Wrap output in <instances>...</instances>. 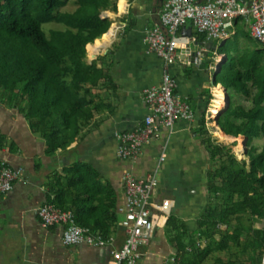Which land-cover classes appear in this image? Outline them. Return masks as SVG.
<instances>
[{"label":"trees","instance_id":"obj_1","mask_svg":"<svg viewBox=\"0 0 264 264\" xmlns=\"http://www.w3.org/2000/svg\"><path fill=\"white\" fill-rule=\"evenodd\" d=\"M118 1L0 0V101L26 116L32 130L45 137L48 154L67 148L77 135L100 125L105 120L101 112L116 111L117 104L107 96L118 89L112 75L114 53L108 51L90 61L86 46L111 26L112 18L105 11H117ZM70 2L75 9L65 10ZM53 21L65 26L47 32L45 24ZM244 24L233 42L223 45L231 66L218 73L216 82H222L228 92L235 87L251 95L254 103L248 108L232 104L218 122L226 132L248 135L251 162L239 160L230 145L212 141L204 117L198 131L212 155L208 178L210 182L215 178L209 187L214 190V202L202 210L194 229L176 214L169 217L166 228L175 244L183 247L187 241L192 247L182 250V264H207L212 251H225L233 244L242 245L239 252H253L251 264H264V228L254 227V220L264 215V208L260 210L264 206V147L258 152L255 142L264 136V49L245 54L244 61L238 52L233 54L242 36L248 38L246 42L253 38ZM223 74L228 77L224 81ZM4 143L5 135L0 133V146ZM47 184L48 202L72 209L79 224L106 237L114 233L119 218L117 193L98 168L87 162L71 164L55 170ZM224 223L227 229L220 228ZM219 233L222 237L217 238ZM200 239H207V245L201 247ZM216 260L235 264L220 256Z\"/></svg>","mask_w":264,"mask_h":264},{"label":"crops","instance_id":"obj_2","mask_svg":"<svg viewBox=\"0 0 264 264\" xmlns=\"http://www.w3.org/2000/svg\"><path fill=\"white\" fill-rule=\"evenodd\" d=\"M131 2L128 12L123 10L118 13L120 2L117 11H106L112 22L115 20L118 24L120 21V27L121 21L128 23L129 20L128 27L120 31L117 26L106 48L100 53H87L90 61L99 54L108 51L114 53L112 75L118 89L109 92L107 96L110 103L117 104V107L112 114L109 110L101 112L100 116L105 120L100 125L86 134L77 135L67 148L48 154L45 137L32 130L26 116L18 108L5 106L0 101V133L5 135V143L0 146V166L5 162L18 170L13 188L9 191L0 190V264H109L112 247H120L126 241L127 230L120 222V215L115 222L113 242L105 245L65 243L66 223L47 227L42 225L39 209L48 202L47 182L50 175L71 164L87 162L98 168L103 178L114 185L118 204H121L126 193L124 171L130 169L137 176H145L155 169L158 157L165 151L167 156L164 166L158 171L159 191L160 194L167 195L164 197L173 198L176 205H182L175 206L181 216L174 214L191 230L196 227L192 226L195 216L207 206L201 200L200 211L193 214L189 209V204L198 196L202 176L208 180V171L213 164L212 155L198 131L212 98V75L208 65L191 63L183 53L166 65L159 55L149 51L147 30L160 21L156 8L162 0ZM74 8L75 6L72 9ZM257 49H264V45L250 40L242 41L238 49L233 50V54L238 52L244 61L245 54H251ZM98 65L101 66V61H98ZM165 70L176 77L175 92L190 104L193 117H181L173 127L161 126L158 134L143 146L137 159L120 157L117 153L119 141L116 132L141 124L150 112L145 92L161 81ZM229 92L234 105L248 108L254 103L251 95H246L235 87H231ZM228 108L219 115L218 120L226 114ZM224 132L232 135L228 140L238 141L235 148L239 144L238 136L245 138L243 145H246V150L245 147L242 148L244 155L236 150L240 158L236 157L246 160L248 135ZM231 143L226 141L225 145ZM202 161L207 162L206 165L203 163V169L199 166ZM204 185V192L207 194L208 182ZM223 196L224 194L221 198ZM63 209L71 211L76 220L72 209ZM79 225L91 229L89 226ZM174 244L166 226H156L150 239L141 247L138 264H172L169 256L175 252ZM178 264L182 262L179 261Z\"/></svg>","mask_w":264,"mask_h":264},{"label":"built area","instance_id":"obj_3","mask_svg":"<svg viewBox=\"0 0 264 264\" xmlns=\"http://www.w3.org/2000/svg\"><path fill=\"white\" fill-rule=\"evenodd\" d=\"M157 12L161 16V25L148 31V43L166 62L172 61L179 51L191 58L193 43L199 38L198 30H207L203 46L196 49L195 61L200 63L209 52L214 39L222 41L223 37L226 39L231 35L235 19L241 15L254 17L252 33L264 42V0H166ZM190 19L193 23L189 22ZM216 53V62L211 64L212 72L216 71L218 62L223 57ZM174 88L175 79L166 70L161 82L146 93L147 101L154 110L147 115L146 124L139 130L116 133L121 141L120 155L135 156L142 145L157 135L160 125L171 126L181 113H188V105L174 94ZM165 156L166 154L162 158ZM17 175L18 170L3 162L0 166V190H11ZM124 177L127 199L120 204L119 210L125 213L122 224L129 235L120 248L112 251L110 263L128 261L138 264L141 245L154 225L166 222L165 217L173 204L165 197L155 196L158 186L155 175L148 174L137 179L128 171ZM39 215L42 225L46 227L66 223L65 243L107 242L101 234H95L91 229L79 225L71 211L60 209L52 202L41 205Z\"/></svg>","mask_w":264,"mask_h":264},{"label":"rangeland","instance_id":"obj_4","mask_svg":"<svg viewBox=\"0 0 264 264\" xmlns=\"http://www.w3.org/2000/svg\"><path fill=\"white\" fill-rule=\"evenodd\" d=\"M121 0H119L118 1V3L120 2ZM165 1L166 0H162V3L156 8V12H157V9L158 8H160V7H162L164 4H165ZM129 2V3H128ZM131 0H126V5H125V8L123 9L124 10V12H128V10H129V8H130V6H131ZM74 6H76V5H74L73 3H69L67 6H65L64 7V9L65 10H70L69 8H71V10H74V9H72ZM120 9V8H119ZM123 10H121L120 9V11H118V13L120 14L121 13V11H123ZM105 13H106V11H105ZM158 13V12H157ZM107 14V13H106ZM159 14V13H158ZM109 16V15H108ZM159 18H160V21L157 23V24H155L154 26H152V27H150V28H148V30H147V34H146V40H147V47H148V50L149 51H151V52H153V53H156L157 55H159L161 58H162V60L164 61V63L166 64V65H168V64H170L172 61H174L175 60V58L177 57V55H179L180 53H182L181 51H179V53L174 57V59L172 60V61H170V62H166L164 59H163V57H162V55H160L154 48H152V46L150 45V43H148V37H147V35H148V31L150 30V29H152V28H154V27H156V26H160L161 25V16L159 15ZM253 21H254V17L253 16H244V15H241V16H238V17H236V19H235V22H234V24H233V26H232V33H231V35L228 37V38H222V41H220V40H217V39H214L213 40V43H212V45L209 47V52L207 53V54H205V56L203 57V59H202V61L200 62V63H198V62H196L195 61V56H196V49H197V47H202L203 46V41L206 39V37H207V35H208V31L207 30H198V32H197V34H198V36H199V38H198V40H197V42H195V43H193V56L190 58L187 54H185V53H183V54H185V55H187V57L189 58V60H190V62L191 63H196V64H206V65H208V67H209V71H210V75H212V77H211V79H210V81H211V101H210V103H209V105L207 106V110H206V113H205V115H204V117H205V120H206V125H207V127L209 128V130H210V132H211V134H212V136H213V139H214V141H221V143L222 144H225V142L226 141H228L229 143L230 142H232L230 145H232L230 148H231V153L232 154H234L235 156H237V157H239L240 158V155L238 154V152H236V148H235V145L238 143V141L236 142V140H228V139H231V137L230 138H228V139H222L219 135H218V131L219 130H221L222 132H224V130L222 129V127L220 126V124H219V120H218V117H219V115L218 116H216L215 114H214V112H213V106L216 104L215 103V93H214V86L215 85H218V84H220V85H222V87H223V89H224V92H225V90H227L226 89V86L222 83V82H216V80H217V77H218V73H220V71L222 70V69H224V67H225V69L226 70H228L229 68H230V61H228V55L223 51V45L227 42V41H230V43H232L233 41V39H234V36H235V34L238 32V29L239 28H241L240 27V25L241 24H243V23H245L244 25H245V27L249 30V32H248V34L250 35V36H252L253 38H250L251 40H250V42H252V43H256L257 41L259 42V43H261V45H264V42L263 41H261L258 37H256L255 35H253V33H252V23H253ZM113 22H115V20L113 21ZM113 22H112V24H113ZM116 22H118V21H116ZM189 22H191V23H193V20H189ZM128 23H129V20H128ZM128 23H127V21L126 22H122L121 21V27H120V21H119V28H118V30L120 29V31L121 30H123V29H126L127 27H128ZM111 24V25H112ZM124 24V25H123ZM123 25V26H122ZM65 25L63 24V23H60V22H56V21H53V22H49V23H47V24H45V26H44V28H45V30L47 31V32H49L50 31V29L51 28H63ZM107 30V29H106ZM103 32V31H102ZM101 32V33H102ZM101 33H100V35L98 36V38L101 36ZM257 41H256V40ZM241 40L242 41H246V40H248V38L247 37H245V36H242L241 37ZM93 42V41H92ZM257 42V43H258ZM90 43V42H89ZM88 43V44H89ZM88 44H87V46H86V55H87V57H88V52H87V47H88ZM216 52H218L219 54H222L223 55V57H222V59L221 60H219V62H218V66H217V69H216V71L215 72H212L211 71V64H213L214 62H216L215 60H216V57H217V53ZM230 54V56L231 57H233V55H232V53L230 52L229 53ZM227 56V57H226ZM166 71V70H165ZM164 71V72H165ZM167 71H169V70H167ZM170 72V71H169ZM171 73V72H170ZM164 74V73H163ZM172 74V73H171ZM172 76L174 77V79H175V88H176V77L172 74ZM162 77H163V75H162ZM220 78H221V80H226V78H228L227 77V75L226 74H223V75H221L220 76ZM162 80V79H161ZM161 82V81H160ZM159 82V83H160ZM159 83H157V84H154V85H158ZM154 85H152L151 87H153ZM151 87H149L148 89H150ZM175 88H174V94L182 101V102H185L187 105H188V113H186V114H184V113H181L176 119H175V121H174V123H173V125H171V126H167V125H160V127L161 126H167V127H173L174 125H175V123L177 122V120L179 119V118H181V117H186V118H190L191 119V117H193V115H194V112H193V110H192V108H191V106H190V104L187 102V101H185V100H182L179 96H178V94H176V92H175ZM148 89H147V91H148ZM147 91L145 92V100H146V102H147V104H148V106H149V109H150V112L149 113H147L146 114V116L143 118V120H142V122H141V124L139 125V126H137V127H135V128H132V129H127V130H121V131H124V132H129V131H132V130H139V129H141L145 124H146V117H147V115H149L150 113H152V112H154V110H153V107H152V105L147 101V98H146V93H147ZM226 93V92H225ZM227 93H228V97H226L225 96V98H226V101H227V108L229 107V106H231L233 103H232V100H233V97H232V94L230 93V92H228V90H227ZM232 103V104H231ZM253 106V105H252ZM221 114H222V112H221ZM118 132H120V131H118ZM117 133V132H116ZM225 133V132H224ZM158 134V133H157ZM156 136V135H155ZM116 138H117V134H116ZM153 139V138H152ZM151 139V140H152ZM117 140L119 141V146H118V151H117V153H118V155L120 156V157H122V158H125V159H132V160H135V159H137L139 156H140V154H141V152H142V149H143V146L146 144H144V145H142L140 148H139V150H138V152H137V154L135 155V156H122V155H120V153H119V147H120V145H121V141L117 138ZM150 140V141H151ZM149 141V142H150ZM255 142L258 144V146H259V149H258V152H261V151H263V147H264V136H261V137H258V138H256L255 139ZM148 143V142H147ZM254 144V138H253V140H252V145ZM247 149H248V147H247ZM164 154H166V156H167V152H163V153H161L160 154V156L158 157V161L156 162V166H155V169L154 170H152V172H149L148 174H153V175H155L156 176V178H157V180H158V186H157V191H156V197L157 198H162V197H164V196H167V195H162V194H160V191H159V188H160V180H159V176H158V171H159V169H162V167L164 166V162H165V159H166V156H165V158H162V156L164 155ZM244 155V154H243ZM244 159H246L247 160V162L248 163H250L251 162V158L250 157H245ZM203 163H205V165H206V161H202V162H200L199 163V166L201 167V169H203ZM210 170V169H209ZM128 171H130L137 179H140V178H143V177H145V176H137L133 171H131L130 169H126L125 171H124V175H123V180H124V186H125V191H126V193H125V200H124V202L126 201V199H127V185H126V182H125V173L126 172H128ZM147 174V175H148ZM210 179L208 178V180H206V177L203 175L202 176V179H201V182H200V184H199V189H198V196L196 197V199L194 200V202H192L191 204H189V209H190V211H191V213H193V214H195V213H197L198 211H200V209H201V207H200V203H201V200H204V203L205 204H209L210 202L211 203H213L214 202V198H213V195H214V190L212 189V187H211V191H210V183H211V185H212V182L215 180V178H214V180L213 181H209ZM206 182H208V185H207V188H208V191H209V193H207L206 194V192H204L205 191V183ZM196 192V191H195ZM123 203V202H122ZM56 205V204H55ZM178 205H180V203L179 204H177L176 206H178ZM181 207H182V205H180ZM58 207V206H57ZM119 207H120V204H118L117 205V212H118V214L120 215V222H121V224H122V220L124 219V217H125V213L124 212H122V211H120L119 210ZM58 208H60V207H58ZM264 208V206H261V208H260V210L261 209H263ZM60 209H63V208H60ZM65 210V209H64ZM203 210V209H202ZM174 213H178L177 211H176V207H174V208H172L171 209V211L166 215V217H165V219H167L166 220V222H161L160 224H157V225H154V228H153V230L151 231V233L148 235V237L146 238V240H145V242L141 245V247L143 246V245H145V243L150 239V236H151V234H152V232L153 231H155V227L156 226H167V222H168V219H169V217L172 215V214H174ZM200 213H202V211H200ZM200 213L197 215V216H195V218H194V220H193V224H192V226L193 227H195V226H197V222H198V216L200 215ZM179 214V213H178ZM180 215V214H179ZM181 216V215H180ZM197 218V219H196ZM123 225V224H122ZM124 226V225H123ZM125 227V226H124ZM254 227L257 229V228H260V229H262V228H264V215H259V217L256 219V220H254ZM126 228V227H125ZM220 228L221 229H227L228 228V225L226 224V223H224V224H220ZM126 230H127V228H126ZM92 232H94L95 234H101L105 239H107V242H105L104 244H96V243H89V242H85V243H88V244H95V245H105V244H108V243H112L113 242V236L112 235H110V236H108V237H106V236H104V234L102 233V232H100V231H94V230H91ZM220 235H217V238H220V237H222L221 236V233H219ZM128 235H129V233H128V230H127V238H128ZM127 238H126V240H127ZM199 242H200V245H201V247H203V246H206L207 245V239H200L199 240ZM81 243H84V242H81ZM242 245H237V246H235L234 244L231 246V248L230 249H228V250H225V251H217V250H214V251H212V253H211V256H210V258L206 261V263L207 264H218V261L216 260L217 259V257L218 256H220V257H222L225 261H231V262H234L235 264H251L253 261H252V259H251V254L253 253L252 251H250V250H248V251H245V250H242V251H240L239 252V249H240V247H241ZM121 247V246H120ZM120 247H112V249H111V251H110V255H111V253H112V251L113 250H115V249H118V248H120ZM174 248H175V252L173 253V254H171L170 256H169V260L171 261V263L172 264H178L179 263V261H181L182 260V250L184 249V250H191L192 249V247H191V245H190V243H187V241H185L184 242V246L183 247H181V246H179V245H177V244H174ZM240 253H241V255L242 256H237V255H240ZM140 257H141V248H140ZM140 257H139V259H138V262L140 261ZM110 259H111V257H110ZM263 262H264V258H263ZM109 264H111L110 263V260H109ZM120 264H131V263H129L128 261H121V263Z\"/></svg>","mask_w":264,"mask_h":264},{"label":"bare ground","instance_id":"obj_5","mask_svg":"<svg viewBox=\"0 0 264 264\" xmlns=\"http://www.w3.org/2000/svg\"><path fill=\"white\" fill-rule=\"evenodd\" d=\"M126 5V0H121L120 1V9L123 10L125 8ZM119 26V24H117V22H114L108 30L104 31L103 33H101V36L97 39H95L93 42L89 43L88 47H87V52L92 55L93 52L94 54H98L101 51H103L108 43V40L112 37L113 31L114 29ZM100 55V54H99ZM214 93H215V105L213 106V112L216 116H218L219 114H221V112H223L224 110L227 109V101H226V93L224 92V89L222 87V85L218 84L214 86ZM218 135L222 138V139H228L230 137H232V135H228L224 132H221L220 130L218 131ZM238 140H239V144L236 146V150H239L240 153L243 155V151L242 148L244 147V141L245 138H243V136H238ZM242 151V152H241ZM168 200H170L173 204L174 208L176 206V202L173 198L171 197H165Z\"/></svg>","mask_w":264,"mask_h":264},{"label":"water","instance_id":"obj_6","mask_svg":"<svg viewBox=\"0 0 264 264\" xmlns=\"http://www.w3.org/2000/svg\"><path fill=\"white\" fill-rule=\"evenodd\" d=\"M227 57V56H226ZM225 92H226V97H228V93H227V90H225ZM245 137L247 138V136L245 135ZM246 144V143H245ZM244 147H245V150H246V145H244Z\"/></svg>","mask_w":264,"mask_h":264}]
</instances>
